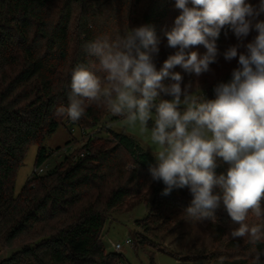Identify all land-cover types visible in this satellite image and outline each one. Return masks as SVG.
<instances>
[{
  "label": "trees",
  "instance_id": "16d2710c",
  "mask_svg": "<svg viewBox=\"0 0 264 264\" xmlns=\"http://www.w3.org/2000/svg\"><path fill=\"white\" fill-rule=\"evenodd\" d=\"M179 14L175 0H0V256L7 250L0 264H124V256L108 251L105 243L111 211L143 199L149 214L138 224L145 230L162 228L180 212L185 214L192 199L188 189L161 195L163 183L152 181L148 171L154 156L131 135L113 129V140L90 137L84 156L66 155L46 173L33 174L15 194L17 173L33 145L38 146L39 167L53 154L44 146L46 139L65 126L66 118L72 124L97 126L108 116L94 104L77 121L54 115L58 107L68 105L72 70L95 59L82 45L151 25L161 41L155 61L159 70L176 51L166 47L164 31ZM255 35L250 33L245 42ZM220 36L221 53L237 43L231 32L227 38L223 31ZM197 50L205 51L203 46ZM236 67L238 58L228 62L221 55L210 65L212 71L199 78L179 66L173 71L182 73L185 84L193 82L195 94L214 99V87L228 83ZM161 98L171 99L163 94ZM226 167L221 165L217 173ZM162 203L176 212L161 214ZM215 216V221L201 222L215 245L203 264H221V257L223 264H252L253 248L264 251V241L253 246L246 238L231 239L228 232L237 225L223 207ZM248 222L264 223V217L250 213ZM143 239L140 244H145ZM151 260L153 264L154 257Z\"/></svg>",
  "mask_w": 264,
  "mask_h": 264
},
{
  "label": "clouds",
  "instance_id": "9594fccd",
  "mask_svg": "<svg viewBox=\"0 0 264 264\" xmlns=\"http://www.w3.org/2000/svg\"><path fill=\"white\" fill-rule=\"evenodd\" d=\"M175 8L180 14L164 36L176 51L159 70L161 41L151 25L87 41L82 49L95 59L72 70L68 105L54 115L77 121L94 104L144 130L152 121L155 163L148 171L163 183L161 195L187 188L192 199L184 212L200 222L215 221L223 207L237 225L230 238L255 246L264 241V223L248 222L250 213L264 217V0H175ZM222 31L237 41L223 53L217 44ZM221 55L228 62L238 58V67L228 83L214 87V99L195 94L193 82L185 84L173 71L179 66L199 78ZM221 165L227 167L217 173ZM262 257L264 251L253 248L252 264Z\"/></svg>",
  "mask_w": 264,
  "mask_h": 264
},
{
  "label": "rangeland",
  "instance_id": "374dc122",
  "mask_svg": "<svg viewBox=\"0 0 264 264\" xmlns=\"http://www.w3.org/2000/svg\"><path fill=\"white\" fill-rule=\"evenodd\" d=\"M65 122V126H61L44 143L48 150L53 151L43 164L47 166L46 171L54 168L66 155L76 156L85 152L84 146L90 137L99 141L113 140L110 129L131 135L152 155L155 151V146L150 141L149 125L148 129L144 130L138 123L130 125L122 117L112 116L110 113L97 126L72 124L67 118ZM37 153L38 146L33 145L17 173L16 195H19L33 175ZM131 168L128 166V169ZM142 200L129 201L111 211L106 225V247L108 251L123 255L124 264H152L151 257H154L153 264H203L209 255L215 252L213 238L206 227L200 221L190 219L183 212H180L167 226L156 228L153 225L152 230H145L138 224V220H142L140 223H143L149 214V208ZM149 200L150 202L153 200L152 196ZM166 206L163 203L160 206L161 214L176 212L175 209H167ZM129 238L132 244H125L122 250H116L117 243L124 244ZM142 239L145 244H140ZM6 254L7 250H2L0 258Z\"/></svg>",
  "mask_w": 264,
  "mask_h": 264
},
{
  "label": "built area",
  "instance_id": "2783aa9c",
  "mask_svg": "<svg viewBox=\"0 0 264 264\" xmlns=\"http://www.w3.org/2000/svg\"><path fill=\"white\" fill-rule=\"evenodd\" d=\"M81 156H84V153H82ZM46 169H47V166H44L42 164L39 167H35L33 174L34 175H42V174L47 172ZM125 244H132V240L129 238V239L125 240L124 244L117 243L116 244V250H118V251L122 250V248L124 247ZM117 245H119V248H117Z\"/></svg>",
  "mask_w": 264,
  "mask_h": 264
}]
</instances>
